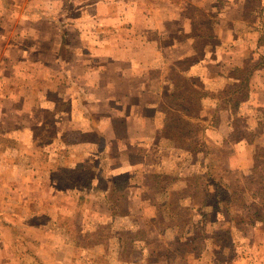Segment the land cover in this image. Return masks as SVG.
<instances>
[{"label":"rangeland","instance_id":"rangeland-1","mask_svg":"<svg viewBox=\"0 0 264 264\" xmlns=\"http://www.w3.org/2000/svg\"><path fill=\"white\" fill-rule=\"evenodd\" d=\"M79 1L66 5L86 6L89 21L93 0ZM119 1L181 8L200 19L211 7L209 0ZM30 3L0 0V32L13 42L22 35L33 47L15 9ZM104 19L102 28L113 31ZM261 54L239 73L247 78L260 68L252 86L264 85ZM11 81L22 90L27 83ZM247 87L211 93L209 106L201 104L204 94H179L162 113L152 143L160 148L150 150L113 143L108 133L101 141L81 137L61 111L26 94L21 139L13 126L0 127L10 134L0 136V264H264V109H239ZM217 180L230 189L218 201Z\"/></svg>","mask_w":264,"mask_h":264},{"label":"crops","instance_id":"crops-1","mask_svg":"<svg viewBox=\"0 0 264 264\" xmlns=\"http://www.w3.org/2000/svg\"><path fill=\"white\" fill-rule=\"evenodd\" d=\"M57 1L65 7L57 9ZM209 1L211 7L200 11L204 19L175 7L128 8L119 0H93L89 21L86 6L72 10L67 0H31L32 9L15 8L19 29L29 27L34 46L22 35L13 42L0 32V127L13 126L14 138L21 139L20 105L35 94L45 108L61 111L67 125L73 122L81 137L101 141L108 133L113 143L160 148L152 143L164 126L165 106L174 108L175 97L185 92L204 94L202 106H209L211 93L243 92L239 73L248 59L262 55L263 35L260 44L257 36L264 32V0ZM102 17L113 31L102 28ZM258 69L249 75L239 109H264V85L251 81ZM11 80L27 82L24 90Z\"/></svg>","mask_w":264,"mask_h":264},{"label":"trees","instance_id":"trees-1","mask_svg":"<svg viewBox=\"0 0 264 264\" xmlns=\"http://www.w3.org/2000/svg\"><path fill=\"white\" fill-rule=\"evenodd\" d=\"M248 81H249V77H247V78H244V80H243V83L242 84H248ZM245 97V96H244ZM215 184H216V190H217V192H216V197H217V201L220 199V197H221V194L222 193H224L225 191H227V192H229V187H225V185H224V183H223V181L222 180H217L216 182H215ZM153 191H155V190H161V188L160 187H158V188H154V189H152ZM232 195L233 194H230L229 196L230 197H232Z\"/></svg>","mask_w":264,"mask_h":264}]
</instances>
